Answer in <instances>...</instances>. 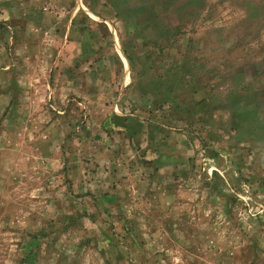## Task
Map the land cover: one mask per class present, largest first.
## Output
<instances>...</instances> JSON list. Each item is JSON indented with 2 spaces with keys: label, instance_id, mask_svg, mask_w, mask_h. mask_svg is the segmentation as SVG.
<instances>
[{
  "label": "rangeland",
  "instance_id": "1",
  "mask_svg": "<svg viewBox=\"0 0 264 264\" xmlns=\"http://www.w3.org/2000/svg\"><path fill=\"white\" fill-rule=\"evenodd\" d=\"M152 4L0 0V264H264V0Z\"/></svg>",
  "mask_w": 264,
  "mask_h": 264
},
{
  "label": "trees",
  "instance_id": "2",
  "mask_svg": "<svg viewBox=\"0 0 264 264\" xmlns=\"http://www.w3.org/2000/svg\"><path fill=\"white\" fill-rule=\"evenodd\" d=\"M126 1V0H125ZM163 1L164 0H154V4L155 5H153V6H155V7H158L159 9H161L162 8V6H163ZM185 4H188V3H185ZM110 5H112V6H115V4H110ZM157 5V6H156ZM90 9H93L92 7H89ZM115 10L117 11L118 10V8L115 6ZM123 53L125 54V52H124V50H123ZM125 57L129 60L130 59V57L128 56V54H125Z\"/></svg>",
  "mask_w": 264,
  "mask_h": 264
},
{
  "label": "crops",
  "instance_id": "3",
  "mask_svg": "<svg viewBox=\"0 0 264 264\" xmlns=\"http://www.w3.org/2000/svg\"><path fill=\"white\" fill-rule=\"evenodd\" d=\"M87 15H89V14H87ZM92 15H93V16H90V15H89V17H91V18L94 19V20H95L96 18H98L97 15L95 16V14H93V12H92ZM103 21L106 23V20L103 19ZM106 26H107V25H106ZM108 29H109V28H108ZM110 33H112V32L110 31ZM114 51L116 52V54H118V55L120 54L123 58L126 59L125 55H123V53H122V51H121V47H120V50H119V49L117 50L116 48H114Z\"/></svg>",
  "mask_w": 264,
  "mask_h": 264
}]
</instances>
